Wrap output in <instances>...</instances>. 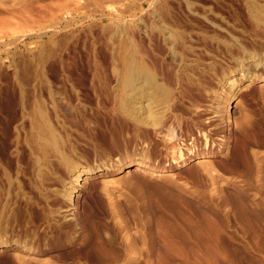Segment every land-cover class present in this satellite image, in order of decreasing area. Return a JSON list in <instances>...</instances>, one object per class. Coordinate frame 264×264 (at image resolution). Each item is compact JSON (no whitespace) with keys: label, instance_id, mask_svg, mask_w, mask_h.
Masks as SVG:
<instances>
[{"label":"rangeland","instance_id":"rangeland-1","mask_svg":"<svg viewBox=\"0 0 264 264\" xmlns=\"http://www.w3.org/2000/svg\"><path fill=\"white\" fill-rule=\"evenodd\" d=\"M182 8L188 27L181 25ZM147 25L174 38L185 31L202 67L226 68L229 82L239 80L216 86L212 96L224 107L226 90L235 89L229 111L256 127L255 144L246 148L254 161L240 171L220 169L218 186L191 182L188 171L202 161L227 163L241 146L234 128L224 142L213 137L218 156H201L206 150H195L183 131L184 159L156 155L153 138L134 152L129 92L120 82L132 56V28ZM237 46L262 62L264 0H0L4 238L22 246L37 241L32 255L0 248V261L19 255L34 258L31 264H264V70L245 78L237 57L220 49ZM178 112L179 121L190 118ZM41 118L54 126L60 150L49 165L34 166L24 152ZM138 163L150 173L130 175Z\"/></svg>","mask_w":264,"mask_h":264},{"label":"bare ground","instance_id":"bare-ground-1","mask_svg":"<svg viewBox=\"0 0 264 264\" xmlns=\"http://www.w3.org/2000/svg\"><path fill=\"white\" fill-rule=\"evenodd\" d=\"M183 8L179 12L180 20L182 23L181 25L183 27H188L190 25V19L187 15L188 13ZM132 29V56L131 60L128 59L130 61L128 70H126V67L125 69L122 68L126 70L125 72L127 74L123 72L125 76H123L124 79L122 77L121 78L123 79L122 81L124 83H120H122L123 85L125 84L127 88L126 90H128L129 92V96L126 94L128 96L126 103H128L127 105L129 106V110H125H127L129 113L128 122L129 128L132 131L131 143L134 152L136 153V151L138 150V146L141 140L145 141L154 139L155 141H152V146L153 151L156 155L164 154L166 158L171 156V159L173 160H176L177 158L178 160L184 159L183 145L185 141L182 134H184L183 132H185V134L192 137L193 142L191 145H195V150L198 149L202 152L206 150V152L200 154L201 156H218L220 151L215 152L217 144L216 139H214L213 137L215 135H221L220 141L224 142L225 135L233 134L232 128H234V133L240 139L241 146L239 148L237 147V150H235L232 154H229V161L225 164L221 163L220 165L210 161H202L198 163L197 166L188 171L190 177L189 181L203 186H218L224 181L223 177L218 175V171L220 169L222 170V168H226L230 171H240L246 168L247 165L250 166L252 157L251 159L249 158L251 154H248V150L246 148L251 146V144L252 146L253 144H255L253 143V139L254 136L257 135L256 127L254 128V125L249 121L250 119L246 118L245 116L244 117L246 119L243 118L244 120L240 119L238 121L237 119H232L233 117L231 116L233 114L231 111H229V105L237 96V93H235V89L231 88L229 90L228 88L226 90L227 100L224 107L216 105V100H218V98L222 99V97H217L215 99L212 96L213 88H215L216 86L223 85L225 87L226 85V87H231L232 85H234V83H236L237 85L239 80L235 79L229 82V78H226L225 76V67V69L222 68V70L224 71H221L216 64V66H211L208 64L210 67L207 65L206 67H202L204 64L202 65L201 63L202 61L200 59L201 57L199 56L200 54L198 55L197 50L188 45V42H190L191 38L188 34H186L185 31L181 32L178 37L174 38L172 35L168 34L169 32H165L164 29H161L155 25H147V27L144 28L135 26ZM254 44L255 43L252 41L251 45L254 46ZM213 45L212 43H209V46ZM220 49L223 53L227 54L228 58L229 56L230 58L231 56L237 57V59L235 58V63L239 68L238 70H240L241 73L246 72L244 73V77L247 79L249 78V81L261 77L260 70H264V58L262 62L258 63L259 60L254 59L256 58V56L251 55L252 53H247V51L238 46L226 48L224 47ZM158 53H167V58L165 57V59H162ZM249 60L255 61L251 65H248L250 63ZM124 64L123 66H125ZM118 75L119 73L117 74V76ZM193 106H199L200 108L199 110H192ZM240 106V104H237L236 112L238 111ZM124 108H127L126 105ZM178 110H180L181 112L184 111L185 113L187 112V114H190V118H188V120L179 121L177 119V114L179 113ZM2 114L3 113L0 110V128L3 125ZM39 120L36 123V133L34 132V137H32L33 140L31 141V144L29 143L27 145L25 151L26 153L24 151L23 152L24 154H26V156H29L30 161L34 166H41L42 164L43 166H45L47 164L49 165L48 162L51 161L50 158L53 154H58L60 150V138L56 134L54 126L47 124L45 121H43L42 118ZM174 124L176 126H173ZM177 125L179 128L177 127ZM111 131L113 132V130ZM181 131L183 132L181 133ZM195 133H197L196 136ZM158 135L160 136L159 138L157 137ZM198 135L203 138L202 142H200L201 140L198 139ZM2 141H4V139H0L1 155L3 145L5 144V141ZM255 142L258 143V140ZM220 146L221 145H219V147ZM220 150L222 151L224 150V148L220 147ZM147 154H144L142 156L144 161L150 160ZM3 157L4 156H2V159ZM40 160L41 163L40 165H38V162ZM32 169H34V167ZM130 171H132L130 172V175H137L150 173L151 170H149L148 165L144 163H138L133 168V170ZM82 173H84V171L79 172L78 178ZM168 182L174 183L173 180H170ZM5 187H7V181L5 176L0 172V248L15 246V249H17V251L26 252L28 255H32L34 252V245L37 242L35 237L25 242L26 244H24V246L19 244L16 245L15 243H13L12 239L4 238V236L6 235L5 233H8L6 232L8 230L7 226L4 225L5 216L8 214H6L7 202H4L6 194ZM34 214H36V211L33 209L31 210L30 216ZM19 222L21 223V221ZM9 237H15V234L12 233ZM17 237L19 236L17 235ZM14 256L16 257L4 258V256V259L0 261V264H31V261L35 260L34 258H30L31 260L29 259V261H27L28 259L24 258L23 256Z\"/></svg>","mask_w":264,"mask_h":264}]
</instances>
